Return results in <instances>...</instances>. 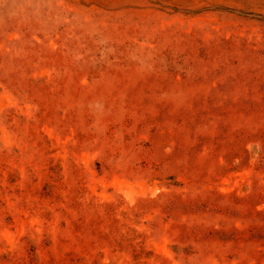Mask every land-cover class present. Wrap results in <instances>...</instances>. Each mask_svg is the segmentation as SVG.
I'll return each instance as SVG.
<instances>
[{
    "label": "rangeland",
    "instance_id": "rangeland-1",
    "mask_svg": "<svg viewBox=\"0 0 264 264\" xmlns=\"http://www.w3.org/2000/svg\"><path fill=\"white\" fill-rule=\"evenodd\" d=\"M0 264H264V0H0Z\"/></svg>",
    "mask_w": 264,
    "mask_h": 264
}]
</instances>
